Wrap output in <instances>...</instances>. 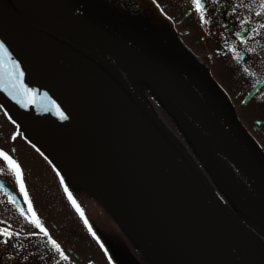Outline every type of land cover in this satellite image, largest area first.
<instances>
[{"label":"water","instance_id":"1","mask_svg":"<svg viewBox=\"0 0 264 264\" xmlns=\"http://www.w3.org/2000/svg\"><path fill=\"white\" fill-rule=\"evenodd\" d=\"M24 22L0 7L4 41L35 88L40 107L0 104L52 164L96 198L151 264H264V243L230 210L179 139L135 93L112 53L173 100L223 148L262 193L255 202L230 187L264 233V159L242 149L181 75L140 53L72 0H54L47 21L11 0ZM188 59V58H187ZM47 93V96H43ZM49 98L67 119H60Z\"/></svg>","mask_w":264,"mask_h":264},{"label":"flooded vegetation","instance_id":"2","mask_svg":"<svg viewBox=\"0 0 264 264\" xmlns=\"http://www.w3.org/2000/svg\"><path fill=\"white\" fill-rule=\"evenodd\" d=\"M75 2L86 13L101 14L90 0ZM110 2L114 8H127L114 13V26L96 17L147 55L183 74L234 138L241 144L232 126L237 120L264 156V29H258L257 35L241 43L239 37L248 36L257 23L249 21L241 26L237 19L252 16L254 21L264 23V15H254L255 5L237 7L233 13L232 7L241 0H218L214 5L209 3L205 13L208 22L201 23L190 0ZM243 2L247 4L248 0ZM229 45L236 46L242 56L237 58ZM180 48L200 63L202 75L190 68ZM248 48L255 51H246ZM0 148L20 166L27 193L26 202L14 169L0 157V227L12 233L10 237L2 233L0 264H149L99 203L42 159L1 109ZM65 188L80 212L68 199ZM34 219L68 259L60 258Z\"/></svg>","mask_w":264,"mask_h":264},{"label":"snow or ice","instance_id":"3","mask_svg":"<svg viewBox=\"0 0 264 264\" xmlns=\"http://www.w3.org/2000/svg\"><path fill=\"white\" fill-rule=\"evenodd\" d=\"M155 2V0H153ZM218 0H190L191 6L195 9V11L199 14V20L201 23H207L205 13L209 11L208 5L216 4ZM252 5L256 6V10L254 15L256 17L264 15V0H248V3L245 4L243 0L237 6L232 7V12L235 13L237 11V7H251ZM238 22L241 26L247 25L249 21H253L257 23V28H251L248 36L239 37L241 43H247L251 37H254L258 34V29H264V23H259L253 20L252 16L240 18L237 17ZM242 30V29H241ZM238 35V33H237ZM231 51L236 52V57L239 58L242 56L241 52L236 51V46L229 45ZM246 51L253 52L255 49L248 48ZM247 71V69H245ZM0 91L4 92L9 96L12 100L16 101L17 104L22 107H28L29 105L35 104L38 108L40 107V101L38 94L35 88L30 87L25 82V72L21 70L20 62L14 57L13 53L9 50V46L5 45L4 41H0ZM43 96H47V93H43ZM51 107H44L43 111H51L55 109L56 113L59 115L60 119H67L64 115V112L61 111L60 106L52 101L49 98ZM3 107V105H0ZM7 115V113H5ZM15 135V134H14ZM0 157L3 158L9 165V167L13 168L16 174V183L19 185L20 191L25 193V200L27 202V193L24 189V184L21 180V170L20 166L16 163L15 160L9 155L7 151L0 148ZM63 183V180L61 181ZM65 192L68 193V189L65 188ZM68 199L72 202L73 206L76 207V210L80 212V208L76 205V201L72 198L71 193H68ZM32 210L31 203L29 202V211ZM81 215H83L81 213ZM33 216L35 214L33 213ZM36 227L44 233L45 236H48L47 230L43 227V225L36 219L33 220ZM87 223V220L85 221ZM91 231V228H89ZM0 233H3L5 236H11L12 233L10 231H6L4 228L0 227ZM33 234V233H30ZM18 235V233H17ZM95 235V233H93ZM49 241L55 246L57 252H59L60 258L62 260H66L69 257L65 254L64 251L61 250L60 245L57 244L55 240H53L50 236H48ZM103 247V245H101Z\"/></svg>","mask_w":264,"mask_h":264},{"label":"rangeland","instance_id":"4","mask_svg":"<svg viewBox=\"0 0 264 264\" xmlns=\"http://www.w3.org/2000/svg\"><path fill=\"white\" fill-rule=\"evenodd\" d=\"M122 70L125 74L133 75V73L128 68H122ZM131 82L136 91L149 103V105L153 107V109L162 117V119L167 122L171 126V128H173L175 133L182 139L186 140L190 145H193L192 147L194 151L205 163V167L209 171L213 172L217 185L220 186L219 188L225 194V189L222 186L223 182L221 185V178L219 175H223L222 170H228L229 166L227 164L217 163V156L212 147L202 145L206 150L200 149L199 145L196 143V136H194L190 132V130L192 129L190 128L188 122L175 109L170 106L172 104L165 98V96H163L157 90L143 82V80H141L139 77H133ZM187 131L189 133H187ZM214 169H217L219 174L218 172L214 173ZM240 186L244 189L245 184L244 186Z\"/></svg>","mask_w":264,"mask_h":264}]
</instances>
